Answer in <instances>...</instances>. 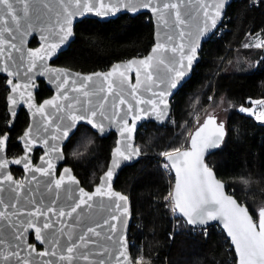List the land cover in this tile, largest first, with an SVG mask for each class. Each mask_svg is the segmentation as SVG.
<instances>
[{"label":"water","instance_id":"water-1","mask_svg":"<svg viewBox=\"0 0 264 264\" xmlns=\"http://www.w3.org/2000/svg\"><path fill=\"white\" fill-rule=\"evenodd\" d=\"M234 0H223V8L220 10V16L214 17L215 6L220 0H151V6L144 7L145 0H131L130 4H121L117 11L108 12L106 15H98L95 8L99 7L100 0H88L93 5L94 10L91 12L83 11L84 0H81V8H77L74 0H26L29 5V15L31 17L32 28L26 33L24 29L15 33V39L9 36L7 33L3 34L5 44L0 46V76L6 79V87L8 94L6 96L7 109L10 115V122L8 127L12 128L18 118V115L22 109L28 113L30 122L23 134L19 137L18 141L21 143L24 153L18 158L8 157V144L10 135L5 134L0 138L6 137V143L2 149H0V162L6 161V166L0 169V210L9 209V215L13 212L20 210L26 212L36 207L47 206L50 200L53 199V193H59V199L55 200L53 207L61 205L65 199V189H71L72 194L79 197V189H83L85 192L93 195V200L89 203L92 204V208H83L86 224H91L96 227V230L101 233V236H92L91 240L95 243H90L88 251L92 253H98L103 249H107L104 254L92 255L90 259L94 261L104 260L105 264H117L118 252L122 249L118 244H114L113 240H118L121 235L127 244L126 259L120 257V264H137L130 253L129 245V230L132 221V210L130 198L124 192L116 188V181L123 169L135 165L140 161L143 156L141 148L137 145V136L142 126L148 123H154L158 126L167 123L172 110V99L178 93V91L188 82L193 76L194 69L201 61V52L204 44L213 38L214 33L224 23L228 7ZM110 0H104L107 5ZM111 3H116V0H111ZM176 3L179 5V11L181 18L186 21L184 25L175 24V10L163 8L164 4ZM47 5V7H45ZM22 5H17V10L20 11ZM68 9L72 13L71 17L65 12ZM156 8L157 11L152 9ZM208 12V16L204 15V12ZM128 14L132 17L139 16L141 14L150 15L154 25V44L150 51L145 56L132 57L127 60L114 63L107 70H99L95 72H82L71 69L69 67L53 64L62 53L67 51L73 41L76 39L75 28L78 23L85 19H96L101 22H108L110 20L117 19L121 15ZM22 23L23 14L20 12ZM163 17V19L161 18ZM71 19V35L60 43L61 37L64 32L60 30L61 26L65 29L69 26L67 21ZM216 19L215 26L212 25V19ZM14 27V26H13ZM2 31V27H0ZM183 31V38L179 33ZM172 39L169 40L168 37ZM37 42V45L33 46V41ZM52 43H58L59 47L51 55H45L44 59L37 57L29 59L30 52H40L44 55V50H49V45ZM184 45V52L187 53L191 46L196 47V56L193 59L192 66L190 68L185 67L183 69L184 75L181 77H175L174 72L169 71V67L179 69L180 51L179 45ZM15 44V48L11 45ZM164 45L156 52L153 49L157 45ZM176 47L177 51L173 52L172 48ZM149 55L154 57L152 61V67L148 70L152 73L153 79L149 81L147 73L143 69V66L139 64L140 60L146 59ZM9 56L11 58H9ZM163 60V63L160 61ZM135 61L133 68L128 70L126 65L129 62ZM34 63V67L29 72L28 68ZM187 65V61H184ZM119 65L121 70L125 71L127 80H124L118 74L108 78V81L103 79L104 75L111 72L112 69ZM137 69H139V76H137ZM100 73V76L95 75ZM86 77H92V79L85 80ZM67 80V84H62L63 80ZM175 79L176 87H171V84ZM40 81H44L48 88L53 91V95L43 100L41 103L37 100V93L40 91ZM113 83L111 93L108 91V82ZM139 81V84H138ZM86 85L85 90L90 91L93 94L89 97H84L82 92L73 91L80 88V85ZM138 84V86H137ZM16 85H20L18 89L13 91ZM135 88V95H133V89ZM103 89V91H102ZM163 90L167 93L163 99L166 100L165 104H161L158 93ZM30 94V95H29ZM67 95L69 100H64L63 96ZM124 99L125 103L120 104L119 100ZM78 99L80 103H75ZM15 100V103H13ZM53 100L55 106L45 104L46 101ZM91 101L88 103L87 101ZM139 100H143L144 103H138ZM148 101H156L157 106L164 110L163 117H159L157 112L152 109V104ZM73 103L74 107L69 108L68 104ZM103 103V108L100 109L99 105ZM31 105V106H30ZM131 106L132 111H129ZM43 107L44 111L39 112L37 109ZM95 110L97 115L93 117L91 112ZM103 113V114H101ZM71 115H78L87 117V119H79L73 121L70 119ZM139 116V119L134 117ZM212 117L216 121V125H223L225 135L220 141L217 147H207L203 152V163L207 166L215 176L216 180L224 185V195L235 199L238 205L246 207L249 211V215L253 217L254 223H258V218L254 217L250 208L241 203L232 193L227 189V184L221 180L214 169H212L208 163L207 158L210 154L217 151L224 142L227 134V124L225 121H219L217 116H206L202 121V124L195 128L192 132L188 147L180 149L183 151L191 150V140L195 133L203 127L204 123ZM93 120L97 125H103V130L99 127H93L88 123V120ZM127 120L128 127H131L135 123V129L131 133L125 132L121 135V129L124 127L123 121ZM87 126L94 131L100 138L109 137L112 133L116 135V142L112 148L110 159L106 170L100 175L98 182L93 186L92 190L86 189L82 184L78 176H76L74 170L70 166H64L61 172L58 174V170L61 164L66 162L65 147L71 138L75 135L78 128L81 126ZM67 130L68 135L64 136L63 132ZM213 130V126L209 125L207 129L202 133L203 136H208ZM29 133L28 136L25 134ZM130 136V139L128 138ZM55 137V139H53ZM215 139V137H212ZM35 141V143H29V141ZM47 140V144L44 141ZM131 148H128V145ZM55 146V151H50V147ZM120 148L122 152L128 156V159L115 156V149ZM37 149H41V155L37 163H34V155ZM138 149V152L136 151ZM19 160L20 163H14L13 161ZM51 160L54 168L50 170V176H42L39 171H33V169L46 168V161ZM113 160L118 161V165H113ZM166 162L170 165L171 171L174 176V184L172 190V198L174 201L175 184H176V170L172 167V162L165 156ZM28 167H25V164ZM12 166H17L24 169V177L17 178L12 171ZM65 169L69 172L65 173ZM112 170L113 176L109 182L106 179V173ZM10 175L12 181L9 182L5 179ZM68 175L74 178L75 183L68 180ZM61 176L65 177V183L60 190H56L54 187L49 192L46 185L51 183L54 185L55 180ZM39 182V184H38ZM111 185V191L119 193L127 198L126 201H117L115 197L109 198L107 195L96 196L95 190L97 187L103 186L104 190H107L108 184ZM16 185H20L16 191H12ZM34 203H29V201ZM73 201H68L72 203ZM116 204L120 205V208L115 207ZM128 208L127 215L122 214V209ZM175 207V202H174ZM179 216L187 223V217L175 208ZM67 210V209H65ZM80 211V210H78ZM117 216V220H111L112 216ZM17 217L13 216V220ZM20 220L24 219H36L37 221L42 218H30L19 217ZM56 219L55 216L52 217ZM108 219L109 224L116 226V232L112 234L113 240L106 239V235L109 234V225L104 224V221ZM6 221H0V224H6ZM66 223L72 224V221L66 220ZM192 228H205L210 226H218L229 240L232 248L235 251L237 264H239V256L235 250V245L231 241V237L228 236L227 230L224 228V222L222 219L207 220L204 224H189ZM101 225V227H97ZM59 227V224L56 225ZM84 228L83 224L76 226L77 235ZM10 232L11 229H8ZM48 230H43V234L46 236ZM25 245H34L35 251L29 256L28 252H23L22 255L27 256L33 264H47V261L52 260V264H60L58 258L50 256L40 257L37 255L39 252L46 251L49 248L47 242L41 243L36 239L35 230L29 229L24 233ZM10 244L14 245L15 241H10ZM3 248H0L2 251ZM76 264H85L83 260L76 261Z\"/></svg>","mask_w":264,"mask_h":264},{"label":"trees","instance_id":"trees-1","mask_svg":"<svg viewBox=\"0 0 264 264\" xmlns=\"http://www.w3.org/2000/svg\"><path fill=\"white\" fill-rule=\"evenodd\" d=\"M223 25L227 31L204 44L193 76L172 99L167 123L141 127L137 145L143 156L123 169L116 181V188L130 198L129 245L136 263L237 264L235 251L219 227H207L194 237L192 227L178 213L174 215V177L168 178L159 164L163 152L184 147L192 121L196 115L202 119L209 108L224 104L227 134L220 148L208 156V165L254 217H258L257 208H264V122L240 111L251 108L253 101L264 100V47L248 46L251 36L264 39V0H234ZM75 31L76 39L55 63L86 73L145 56L154 44V25L148 14H124L108 22L85 19ZM7 93L0 77L1 130L7 129ZM49 93L42 86L39 97ZM27 123V114L21 112L10 130L9 150H20L16 135ZM115 139L113 133L100 138L84 125L71 138L65 148L68 163L84 185L98 182Z\"/></svg>","mask_w":264,"mask_h":264},{"label":"snow or ice","instance_id":"snow-or-ice-1","mask_svg":"<svg viewBox=\"0 0 264 264\" xmlns=\"http://www.w3.org/2000/svg\"><path fill=\"white\" fill-rule=\"evenodd\" d=\"M76 7L81 8V0H74ZM131 0H116V3L110 2L106 5L104 0H100L99 7L95 8V11L98 15H106L108 12L117 11L118 7L121 4H130ZM17 5H22L20 11L17 10ZM144 7L151 6V0H145L143 5ZM47 7V5H45ZM83 11L91 12L94 10L92 4L88 2V0H84L83 3ZM163 8L175 10V24L176 25H184L186 21L181 18V14L179 11V5L176 3L164 4ZM223 8V0H220L219 3L215 6L214 17L220 16V10ZM153 11H157L156 8L152 9ZM20 12L23 14V23ZM65 12L71 17L72 13L65 9ZM204 15L207 17L208 12L205 11ZM163 19V17H161ZM68 27L65 29L61 26L60 30L64 32V35L60 39V43H63L64 40L67 39L68 36L71 35L72 29L71 19L69 18ZM216 19H212V25L215 26ZM14 26V27H13ZM0 27H2V31H0V46H3L6 42L2 38L4 33H7L9 36H12L15 39V33L20 32L21 29H24L26 33L29 29L32 28L31 17L29 15V5L26 0H0ZM180 37L183 38L184 32L181 31L179 33ZM169 40L172 39L171 36L168 37ZM256 47L264 46L260 43L255 45ZM12 48H15V44L11 45ZM59 47L58 43H52L49 45V50H44V55H41L40 52H30L29 59L33 57H37L39 59H44L45 55H51L56 51ZM164 45H157L156 48L153 49V52H156L162 48H165ZM184 45L181 43L179 45L180 51V61H179V69H174L169 67L170 72L175 73V77H181L184 75L183 69L185 67L190 68L192 66L193 59L196 56V47L191 46L187 53L184 52ZM173 52L177 51L176 47L172 48ZM2 54V52H0ZM9 58H11L9 56ZM154 57L149 55L146 59L140 60L139 64L143 66V69L147 73V79L151 81L153 79L152 73L148 71L152 67V61ZM187 61V65L184 64V61ZM135 61L129 62L126 65L128 70L133 68V64ZM163 63V60L160 61ZM34 63L28 68L30 72L32 67H34ZM118 74L124 80H127L128 77L125 74V71L121 70L120 66H115L111 72L104 75L103 79L108 81V78ZM95 75L100 76V73H96ZM137 76H139V69H137ZM92 77H86L85 80H91ZM62 84H67V80H63ZM139 84V81H138ZM137 84V86H138ZM20 85H16L13 88V91L18 89ZM171 87H176L175 79L171 84ZM86 85L81 84L79 89L75 87L72 89L73 91L82 92L84 97H89L93 93L85 90ZM113 88V83L111 81L108 82V91L111 93ZM103 91V89H102ZM133 95H135V88L133 89ZM169 93L161 90L158 95L160 97V103L165 104L166 100L163 98ZM30 95V94H29ZM64 100H69L67 95L63 96ZM91 103V101H87ZM152 104V109L157 112L159 117H163L164 110L158 108L156 101H148ZM15 103V100H13ZM75 103H80L78 99L75 100ZM120 104H124L125 100L120 99ZM138 103H144L143 100H139ZM254 104L260 105L264 107V100L253 101ZM47 105H53V100H48L45 102ZM31 106V105H30ZM69 108H73L74 104L69 103ZM99 108H103V103H100ZM39 112H43V107L37 109ZM129 111H132L131 106H129ZM241 112H248L249 115L256 114L253 109H245L243 107L240 108ZM103 114V113H101ZM91 115L95 117L97 112L93 110ZM87 119V117H82L78 115H71L70 119L73 121L79 119ZM139 116L134 117L135 119H139ZM256 118L264 122V111H261L259 114H256ZM89 124H92L93 127H99L103 130V125H97L93 120H88ZM124 127L121 129V135H124L125 132L131 133L135 129V123L131 127H128L127 120L123 121ZM209 125L213 126L212 132L208 136H203L202 133L209 127ZM26 136L29 133L25 134ZM64 136L68 135L67 130L63 132ZM225 135L223 125H216L215 119L209 117L208 120L204 123L203 127H201L191 140V150L181 152L179 149H175L173 151L162 153V155L166 156L169 161L172 162V167L176 170V184H175V195L174 202L175 208L179 209L181 213L185 217H187V223L189 224H204L207 220H215L222 219L224 222V228L227 230L228 236L231 237L232 243L235 245V250L239 256V264H264V208H260L258 210V223H254L253 217L249 215V211L246 207L238 205L235 199H232L229 196L224 195V185L216 180L212 171L204 165L203 163V152L204 149L211 146L217 147L219 146L220 141L223 139ZM215 137L213 139L212 137ZM130 139V136L128 137ZM55 139V137H53ZM6 143V137L0 138V149ZM29 143H35V141H29ZM47 144V140L44 141ZM128 148H131V145H128ZM55 146L50 147V151H55ZM138 152V149H136ZM115 156L123 157L124 159H128V156L125 152H122L120 148L115 149ZM14 163H20L19 160L13 161ZM6 161L0 162V169H3L6 166ZM113 165L117 166L118 161L113 160ZM47 167L40 169H33V171H39L42 176H50V170L54 168V165L51 163V160L46 161ZM25 167H28V164H25ZM69 170L65 169V173H68ZM113 176L112 170H109L106 173V179L110 182ZM5 179L9 182L12 181V177L10 175L6 176ZM68 180L75 183L73 177L68 175ZM65 183V177L61 176L59 179L55 180L54 185L49 183L46 185L49 192L52 191L54 187L56 190H60L62 185ZM39 184V182H38ZM20 185H16L12 191H16L20 188ZM96 196L107 195L109 198L115 197L117 201H126L127 198L119 193H114L111 191V185L108 184L107 190L105 191L103 186L97 187L95 190ZM59 199V193H53V199L49 201L47 206H43V202L41 201V206L36 207L32 210H28L26 212H22L17 210L9 215V209L0 210V221H6V224H0V248H3L0 251V264H33V262L27 257L22 255L23 252H28L29 256L32 252L35 251L34 245H25V237L24 233L29 229L35 230V236L37 240H40L41 243L47 242L49 244V248L46 251L37 253L40 257L50 256L53 258H58L60 264H76V261L83 260L85 264H105L104 260L94 261L90 259L92 255H103L107 249H103L98 253H92L88 251L89 244L95 243L94 240H91L92 236L99 237L101 233L96 230V227H93L91 224H86L85 220L82 219L84 216L83 208L87 207L89 209L92 208V204L89 203L93 200V195L85 192L82 188L79 189V197H76L72 194L71 189H65V199L63 203L57 207H53L55 204V200ZM73 201L72 203H68V201ZM29 203H34V201H29ZM115 207L117 209L120 208L119 204H116ZM67 209V210H65ZM80 210V211H78ZM128 208L124 207L122 209V214L127 215ZM13 216L17 217L16 220H13ZM30 217L36 218L40 217L41 220L37 221L36 219H24L20 220L19 217ZM55 216L56 219L53 220L52 217ZM111 220H117V216H112ZM66 220L72 221V224L66 223ZM59 224V227L56 225ZM83 224L84 228L77 235L76 226ZM104 224L109 225V234L106 235V239L113 240L112 234L116 232V226L113 224H109V220L106 219ZM97 227H101V225H97ZM8 229H11L9 232ZM43 230H48L47 235L43 234ZM10 241H15L14 245L10 244ZM114 244H118L121 251L118 252L116 257L117 264H120V257H125L126 259V250L127 244L124 240L123 236L118 240H113ZM43 264V262H42ZM47 264H52V260L47 261ZM137 264H141V260L137 261Z\"/></svg>","mask_w":264,"mask_h":264},{"label":"flooded vegetation","instance_id":"flooded-vegetation-1","mask_svg":"<svg viewBox=\"0 0 264 264\" xmlns=\"http://www.w3.org/2000/svg\"><path fill=\"white\" fill-rule=\"evenodd\" d=\"M53 64H55V65H58V64H56L55 62L53 63ZM61 66V65H60ZM1 77V76H0ZM4 78V77H3ZM4 80H5V82H6V79L4 78ZM42 86H46L47 87V85H46V83L44 82V81H40V89H41V87ZM48 88V87H47ZM49 90H50V93L49 94H47V95H44V96H42V97H39V92L37 93V100H38V102L39 103H41L43 100H45V99H48V98H50L52 95H53V91L50 89V88H48ZM7 91H8V89H7ZM8 94V93H7ZM6 105H7V102H6ZM21 112H25L26 114H27V116H28V113L25 111V109H22L21 111H20V113ZM6 113H7V115H8V119L6 120L7 121V123H6V125H7V129H5V130H1V125H0V137L1 136H3V135H5V134H9L10 135V140H9V146H10V142H11V138H12V133L10 132V130H13L12 128L16 125V123H17V121H18V118H19V115H20V113H19V115H18V118H17V120H16V122H15V124H14V126L12 127V128H9L8 127V125H9V122H10V115H9V113H8V109L6 110ZM29 122H30V119H29V116H28V123L25 125V127L21 130V132L18 134V135H16V142L19 144V147H20V150L18 151V150H9V146H8V157L9 158H18V157H20V156H22L23 155V153H24V150H23V148H22V145H21V143L18 141V139H19V137L23 134V132H24V130L27 128V126L29 125ZM202 124V121L201 122H199L198 123V125H197V127L198 126H200ZM116 136V135H115ZM115 142H116V139H115ZM68 144H69V142H68ZM68 144L66 145V147L65 148H67V146H68ZM41 152H42V150L41 149H37L36 150V152H35V155H34V163H37L38 162V160H39V158H40V155H41ZM65 153H66V162L64 163V164H61L60 165V167H59V170H58V174L61 172V170L63 169V167L64 166H70V167H72L69 163H68V159H70L69 157H68V155H67V150H65ZM73 168V167H72ZM74 170V169H73ZM12 171H13V173L16 175V177L17 178H23L24 177V169L23 168H20V167H17V166H12ZM74 172H75V170H74ZM75 174H76V172H75ZM76 176H77V174H76ZM79 178V177H78ZM81 181V180H80ZM81 184L86 188V189H88V190H92L93 189V186L95 185V183H93V184H90V185H84L83 183H82V181H81Z\"/></svg>","mask_w":264,"mask_h":264},{"label":"rangeland","instance_id":"rangeland-1","mask_svg":"<svg viewBox=\"0 0 264 264\" xmlns=\"http://www.w3.org/2000/svg\"><path fill=\"white\" fill-rule=\"evenodd\" d=\"M264 44V40L261 39L260 37H257V36H251L250 37V41L248 42V46H252V45H256V44ZM262 47V46H261ZM246 63H247V60H246ZM245 109H253L254 112L256 114H259L261 111H264V110H259V107L258 106H255V107H252V108H245ZM245 114H248V112H244ZM256 114L254 115H251V116H255L256 117ZM217 116L218 117V120L219 121H225L227 122V113L226 111L224 110V104H219L215 107H212V108H209L207 111H206V114L203 115L202 119H200V116L196 115V117L194 118V120L192 121V124L189 128V130L187 131V135H186V140H185V143L183 144L184 147L187 146L188 144V141H189V137L191 135V131L194 129L193 127H196L198 125L199 122L203 121L204 118L206 116ZM249 115V114H248ZM187 143V144H186ZM165 153V152H163ZM166 163V162H165ZM161 168L165 171L166 175H167V170H165L162 165H164V162H159ZM168 178H171V175L170 176H167ZM261 207L257 208V210H259ZM171 209L173 210L174 212V209H173V204H172V199H171ZM175 215V214H174ZM258 218V217H257Z\"/></svg>","mask_w":264,"mask_h":264},{"label":"built area","instance_id":"built-area-1","mask_svg":"<svg viewBox=\"0 0 264 264\" xmlns=\"http://www.w3.org/2000/svg\"><path fill=\"white\" fill-rule=\"evenodd\" d=\"M252 1H254V2H256V3H258L260 0H252ZM227 31V26L226 25H222L216 32H215V34H214V36L213 37H216V38H220L221 36H223V34L225 33ZM194 128V127H193ZM165 156L164 155H162V157H161V159H160V161L161 162H164V165H162V167L165 169V170H167V176H170L171 175V170H170V166L167 164V163H165ZM174 214H176V211L174 210ZM202 229H207V227L206 228H192V235L195 237V236H197L198 235V233H200L201 231H202ZM221 230V229H220Z\"/></svg>","mask_w":264,"mask_h":264},{"label":"crops","instance_id":"crops-1","mask_svg":"<svg viewBox=\"0 0 264 264\" xmlns=\"http://www.w3.org/2000/svg\"><path fill=\"white\" fill-rule=\"evenodd\" d=\"M257 37H259V36H257ZM264 40V39H263ZM264 45V44H263ZM264 47V46H263ZM255 106H258L259 107V110L261 109V110H264V107H262V106H260V105H256V104H254L252 107H255ZM251 107V108H252ZM244 113V112H243ZM253 117H255V116H253ZM256 118V117H255ZM257 119V118H256ZM258 120V119H257ZM260 123L262 122L261 120H258Z\"/></svg>","mask_w":264,"mask_h":264}]
</instances>
